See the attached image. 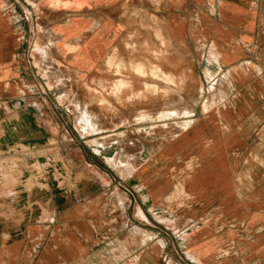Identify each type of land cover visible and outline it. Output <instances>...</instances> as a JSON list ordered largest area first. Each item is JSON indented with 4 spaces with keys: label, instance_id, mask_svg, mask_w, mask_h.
Wrapping results in <instances>:
<instances>
[{
    "label": "crops",
    "instance_id": "0c3cea01",
    "mask_svg": "<svg viewBox=\"0 0 264 264\" xmlns=\"http://www.w3.org/2000/svg\"><path fill=\"white\" fill-rule=\"evenodd\" d=\"M114 7V0H0V104L33 92L46 75L36 43L90 33L76 47L87 44L85 58L99 61ZM164 7L175 13L171 35L200 45L194 54L205 84L224 80L221 102L209 114L204 102L187 121L195 124L173 135L109 134L104 153L95 135H60L82 144L55 150L65 183L32 180L27 169L20 181L19 167L12 194L0 196L15 199L23 221L6 241L0 223V264H264V0ZM3 143L0 127V150Z\"/></svg>",
    "mask_w": 264,
    "mask_h": 264
},
{
    "label": "rangeland",
    "instance_id": "374dc122",
    "mask_svg": "<svg viewBox=\"0 0 264 264\" xmlns=\"http://www.w3.org/2000/svg\"><path fill=\"white\" fill-rule=\"evenodd\" d=\"M114 1V10L107 12L114 28H105L110 29L109 48L99 61L85 58L83 48L87 44L76 47L87 41L90 33L63 42L53 37L33 46L38 56L36 64L46 75L43 80L36 78L33 92H23L13 101L0 104L4 137L3 153L0 150L1 197L12 194L19 167L20 181L27 169L32 180L46 178L58 186L65 183V169L55 150L75 149L81 142H63L58 139L60 135H95L101 140L92 144L99 145L97 153H104V139L109 134L173 135L195 124L187 121L201 115L204 102L207 114L210 105L221 102L218 90L224 80L214 86L205 84L203 60L194 54L200 45H188L171 35L168 19L175 13L164 7L168 0ZM123 153L114 158L118 164ZM24 184L29 182L25 180ZM42 210V217H49L50 205L42 206ZM22 222L15 199H0L4 241L13 227L22 228Z\"/></svg>",
    "mask_w": 264,
    "mask_h": 264
},
{
    "label": "bare ground",
    "instance_id": "6f19581e",
    "mask_svg": "<svg viewBox=\"0 0 264 264\" xmlns=\"http://www.w3.org/2000/svg\"><path fill=\"white\" fill-rule=\"evenodd\" d=\"M159 69H160V68H159ZM137 71H138V70H137ZM143 72H144V71H143ZM143 72H142V73H143ZM149 73H150V72H149ZM139 74H140V73H138V75H139ZM144 75H145V74H144ZM144 75H143V77H144ZM152 75H154V74H152ZM156 76H157V75H156ZM154 77H155V76H154ZM154 77H153V78H154ZM158 78H159V77H158ZM139 83H140V82H139ZM155 87H156V86H155ZM155 87H154V88H155ZM154 88H153V89H154ZM153 89H152V90H153ZM155 89H157V88H155ZM155 91H156V90H155ZM130 93H131V92H130ZM133 95H134V94H133ZM117 98H118V97H117Z\"/></svg>",
    "mask_w": 264,
    "mask_h": 264
}]
</instances>
